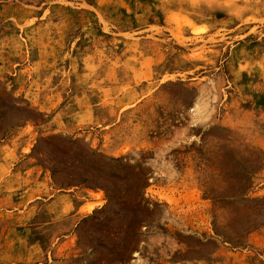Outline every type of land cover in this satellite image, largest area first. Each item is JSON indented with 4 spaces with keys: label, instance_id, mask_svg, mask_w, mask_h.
<instances>
[{
    "label": "rangeland",
    "instance_id": "obj_1",
    "mask_svg": "<svg viewBox=\"0 0 264 264\" xmlns=\"http://www.w3.org/2000/svg\"><path fill=\"white\" fill-rule=\"evenodd\" d=\"M0 264H264V0H0Z\"/></svg>",
    "mask_w": 264,
    "mask_h": 264
},
{
    "label": "bare ground",
    "instance_id": "obj_2",
    "mask_svg": "<svg viewBox=\"0 0 264 264\" xmlns=\"http://www.w3.org/2000/svg\"><path fill=\"white\" fill-rule=\"evenodd\" d=\"M202 102H203V101H202ZM202 107H203V106H202V104H201V103H199V104H197V105H196V107H195V108H196V109H198V111L200 112V111H201V109H202ZM195 114L197 115V111H196V110H195Z\"/></svg>",
    "mask_w": 264,
    "mask_h": 264
}]
</instances>
